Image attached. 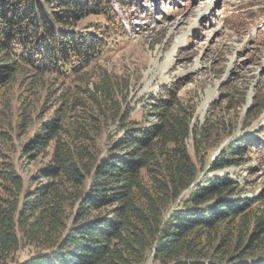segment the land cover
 Wrapping results in <instances>:
<instances>
[{"label": "trees", "instance_id": "16d2710c", "mask_svg": "<svg viewBox=\"0 0 264 264\" xmlns=\"http://www.w3.org/2000/svg\"><path fill=\"white\" fill-rule=\"evenodd\" d=\"M123 1L0 0V94L18 75L31 91L47 75L87 69L107 42L77 25L110 18ZM77 90L22 145V159L42 162L33 175L0 152V264H264V211L226 176H209L244 160L249 142L222 149L201 175L186 142L202 145L211 126L193 124L173 88L139 121L119 115L114 86ZM105 118L117 129L101 148ZM25 248L32 253L15 261Z\"/></svg>", "mask_w": 264, "mask_h": 264}, {"label": "rangeland", "instance_id": "374dc122", "mask_svg": "<svg viewBox=\"0 0 264 264\" xmlns=\"http://www.w3.org/2000/svg\"><path fill=\"white\" fill-rule=\"evenodd\" d=\"M123 2L125 8L113 3L110 18L89 16L77 25L82 32L101 30L107 42L87 69L79 68L69 79L47 75L42 78L45 86L31 91L18 75L2 90V155L24 178L33 175L42 162L22 159L21 147L41 122L58 114L62 101L69 102L74 86L78 98L85 89L93 91L95 83L114 86V107L130 121L142 119L159 90L173 88L180 101L193 107L192 123L211 126L202 145L195 148L191 139L186 142L201 175L209 172L222 149L241 140L252 145L244 160L209 176H226L238 185L241 199L264 211V152L258 153L264 149V0ZM98 98L108 112L111 103L105 104L101 94ZM116 126L105 118L101 148L106 138L114 136ZM32 251L25 248L13 259L25 260Z\"/></svg>", "mask_w": 264, "mask_h": 264}, {"label": "bare ground", "instance_id": "6f19581e", "mask_svg": "<svg viewBox=\"0 0 264 264\" xmlns=\"http://www.w3.org/2000/svg\"><path fill=\"white\" fill-rule=\"evenodd\" d=\"M205 105L203 106V109H204Z\"/></svg>", "mask_w": 264, "mask_h": 264}]
</instances>
